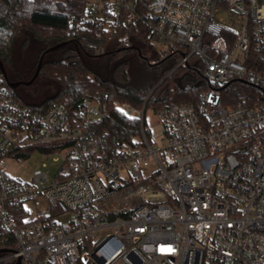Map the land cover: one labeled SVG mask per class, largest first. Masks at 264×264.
<instances>
[{
	"label": "built area",
	"instance_id": "obj_1",
	"mask_svg": "<svg viewBox=\"0 0 264 264\" xmlns=\"http://www.w3.org/2000/svg\"><path fill=\"white\" fill-rule=\"evenodd\" d=\"M97 25L126 38L145 25L160 57L180 56L167 75L194 60L211 86L159 109L150 95L113 101L138 122L131 140L91 99L29 103L0 88V248L13 245L0 262L264 264V102L222 93L237 79L264 87V0H89L80 26ZM34 151L56 168L10 172Z\"/></svg>",
	"mask_w": 264,
	"mask_h": 264
},
{
	"label": "trees",
	"instance_id": "obj_2",
	"mask_svg": "<svg viewBox=\"0 0 264 264\" xmlns=\"http://www.w3.org/2000/svg\"><path fill=\"white\" fill-rule=\"evenodd\" d=\"M88 3L89 0H0V58L6 67L12 61L16 40L23 34L41 40L47 48L69 41L60 48L62 59L43 61L40 73L56 80L59 86L53 96L44 99L46 103L63 102L76 108L80 101L91 99L105 112L104 127L124 140H131L137 134L138 122L122 116L113 107V101H127L142 107L154 89L148 107L159 109L172 101L195 102L198 93L211 86L194 60L167 75L179 62V55L159 57L155 62L145 58L139 44H148L152 38L145 25H141L139 31L132 29L127 38L124 37L125 29L112 33L103 25L82 28L80 17L86 12ZM96 48L102 51L96 53ZM44 51L41 50L40 56ZM130 51L140 57L141 64L135 66L132 56L127 57L105 77L95 72L87 58L109 54L120 58ZM2 87L6 93L18 96L0 71ZM222 93L224 104L229 106L241 101L250 105L264 102V87L242 79L223 86ZM0 264L12 263L1 261Z\"/></svg>",
	"mask_w": 264,
	"mask_h": 264
},
{
	"label": "rangeland",
	"instance_id": "obj_3",
	"mask_svg": "<svg viewBox=\"0 0 264 264\" xmlns=\"http://www.w3.org/2000/svg\"><path fill=\"white\" fill-rule=\"evenodd\" d=\"M139 46L144 57L150 59L152 62H155L160 57L161 49L164 47L163 44L155 42L148 44L140 43ZM46 48L44 42L31 35L23 34L20 36L15 43L12 61L7 65L9 78L13 81L23 77L30 78L38 65L41 50H46ZM133 55L134 52L130 51L120 58H115L110 54L104 56H90L87 58L93 65L95 72L105 77L110 75V71L119 61L127 57L132 56L134 65L139 66L142 60L139 56ZM62 58L63 50L60 48L48 51L44 57L45 60H60ZM58 87L56 80L40 73L33 83L19 85L16 92L26 102L36 103L53 96L57 92ZM149 108L152 107L150 106ZM149 120L151 123L154 122L155 118L153 115H149ZM43 161L48 162L50 165L52 164V170L56 168V165L52 163V157L39 151H34L29 158L9 161L11 165L10 172L16 176L27 179L35 169L41 167ZM53 173H55V171H53ZM11 262L13 263L14 261Z\"/></svg>",
	"mask_w": 264,
	"mask_h": 264
},
{
	"label": "water",
	"instance_id": "obj_4",
	"mask_svg": "<svg viewBox=\"0 0 264 264\" xmlns=\"http://www.w3.org/2000/svg\"><path fill=\"white\" fill-rule=\"evenodd\" d=\"M69 43V41H63V42H59L55 45H52L50 47H48L40 56V59H39V62H38V65L33 73V75L29 78V79H21V80H11L9 78V75H8V71H7V67L4 63V61L0 58V71L2 73V75L4 76L5 80H6V83L8 84V86H10L11 88L13 89H17V87L21 84H31L35 81V79L38 77V75L40 74V71H41V68H42V64H43V61H44V57H45V54L48 52V51H51V50H56L58 48H61L65 45H67ZM102 55V54H101ZM154 89L151 90V92L149 93V95H151V93L153 92ZM11 251L10 248H0V253H4V252H9ZM14 264H22V261H21V258L18 257L17 260L14 262Z\"/></svg>",
	"mask_w": 264,
	"mask_h": 264
},
{
	"label": "flooded vegetation",
	"instance_id": "obj_5",
	"mask_svg": "<svg viewBox=\"0 0 264 264\" xmlns=\"http://www.w3.org/2000/svg\"><path fill=\"white\" fill-rule=\"evenodd\" d=\"M22 77H23V76H22ZM24 78L28 79L29 77L18 78L17 80H21V79H24Z\"/></svg>",
	"mask_w": 264,
	"mask_h": 264
}]
</instances>
